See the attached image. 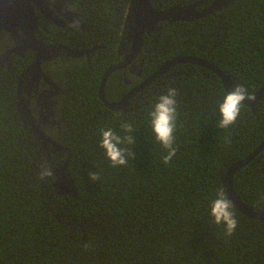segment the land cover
<instances>
[{"label":"trees","instance_id":"16d2710c","mask_svg":"<svg viewBox=\"0 0 264 264\" xmlns=\"http://www.w3.org/2000/svg\"><path fill=\"white\" fill-rule=\"evenodd\" d=\"M48 1L80 15L86 27L62 28L41 16L37 35L48 43L89 49L90 60L85 55L48 66L62 87L54 136L65 146L51 152L50 160L18 109V78L34 52L13 55L11 69L0 70V264H264L263 220L242 214L232 203L237 227L225 236L224 225L210 215L218 193L229 198L222 181L228 168L264 142V97L257 115L242 103L236 122L219 128V103L228 93L222 79L182 63L138 92L125 111H114L99 90L107 68L121 61L118 48L129 29L131 0ZM197 1L201 8L212 2L151 0L158 9ZM161 24L145 35L143 72L133 84L167 60L193 55L220 67L251 96L264 87V0H236L195 21ZM12 46L10 35L1 32L0 51ZM121 76L117 70L108 79L109 101L129 88ZM169 88L177 90V152L166 165L150 113ZM107 128L134 137V143L119 145L127 164L113 167L100 147ZM66 162L78 198L55 191L54 171ZM234 187L244 203L264 211V150L236 173Z\"/></svg>","mask_w":264,"mask_h":264},{"label":"water","instance_id":"95a60500","mask_svg":"<svg viewBox=\"0 0 264 264\" xmlns=\"http://www.w3.org/2000/svg\"><path fill=\"white\" fill-rule=\"evenodd\" d=\"M235 1L236 0H212L210 4L203 8H198L201 2L197 1L189 4H178L172 7L158 9L153 6L151 0H131L125 20L126 27L129 28V35L126 38L132 42V47L127 57H125L120 63L110 66L104 73L99 90L101 100L108 108L114 111H125L130 106L131 100L138 92L142 91L157 78L166 74L172 69V67L182 63H192L211 70L222 79L226 91H232L237 84L235 80L217 65L193 55H179L165 61L159 70L144 79L118 101L111 102L108 100L106 96V83L113 72L126 68L132 61H136L143 48L145 35L162 28V22L195 21L214 12L222 11L234 4ZM60 15H63L72 25L81 26L85 24L79 15L59 5L52 4L48 0H0V32L8 33L13 41V46L7 48L2 54H0V68L3 70L11 69L12 64L10 58L12 55L24 57L27 51L31 50L34 52L35 56L33 62L22 73L18 80V109L26 123L30 124L33 133L42 141L44 148L48 149V146L50 145L56 150H64L65 146L51 139L50 136L41 129V125L36 123L32 111L22 95V79L26 74H32L37 81L41 77L50 81L42 64L44 61H49L57 56L61 44L46 43L42 38L37 36V32L41 16L54 22L58 26H65L66 21L62 18L63 16L60 17ZM124 38L125 36L123 37V40ZM123 40L119 45V54L122 53L124 44ZM84 52L87 54L90 53L89 50H85ZM78 55L79 54H77V56ZM50 82L52 83V81ZM252 97L254 98L245 99L242 103L250 106L257 115L258 111L256 106L258 101L264 97V87L252 95ZM262 150H264V142H262L248 157L234 162L228 168L222 181L231 202L242 214L252 219L264 221V211H258L249 207L240 199L234 187L236 173L250 164ZM48 153V159L50 160L51 153L49 151ZM67 167L68 163L66 162L55 169V191L59 195H69L78 198L79 191L76 181L71 172L67 170ZM48 171L49 166L47 164L44 168V172Z\"/></svg>","mask_w":264,"mask_h":264},{"label":"clouds","instance_id":"9594fccd","mask_svg":"<svg viewBox=\"0 0 264 264\" xmlns=\"http://www.w3.org/2000/svg\"><path fill=\"white\" fill-rule=\"evenodd\" d=\"M176 96L177 90L169 88L166 94L159 97L150 113L151 131L154 133V138L166 150V155L162 157L163 163L166 165L172 161L177 152V148L174 146L177 120ZM253 98L243 84H236L233 90L228 92L219 103L220 119L217 126L227 129L233 125L240 115L242 102L245 99ZM122 127L126 132H132V126L128 123H124ZM124 140L130 144L134 143L132 135L122 138L114 133L111 128L101 131L100 147L104 150L113 167L128 163L124 151L119 147ZM47 174V172L43 173V175ZM92 178L96 179V175L93 174ZM231 209L232 202L222 191L218 193L217 198L212 201L210 207V215L213 217L214 222L224 225L225 236H231L237 227V220Z\"/></svg>","mask_w":264,"mask_h":264},{"label":"flooded vegetation","instance_id":"af4514ba","mask_svg":"<svg viewBox=\"0 0 264 264\" xmlns=\"http://www.w3.org/2000/svg\"><path fill=\"white\" fill-rule=\"evenodd\" d=\"M200 6H201V4L198 6V8H201ZM62 16L60 15V17H62ZM79 17H80V15H79ZM62 18L66 21V25L62 26V28L66 27V26H69V25H72L70 22L67 21L66 18H64V16ZM82 21H84V20L82 19ZM72 26H75V25H72ZM78 27L85 28L86 27V23L84 25H81V26H78ZM128 35H129V29L126 30L125 34L123 35V37L125 36L124 40H123V37H122V40H123L124 44H123L122 53L119 54V56L121 57V61L125 57H127V55L130 52V49L132 47V42L128 38H126ZM38 37L42 38L44 40L43 37H41V36H38ZM46 43H48V42H46ZM50 44H57V43L50 42ZM60 44H61V46H59V52L57 53V56L54 57L53 59L49 60V61H44L43 64H42L45 73L49 77L50 81H52V83L49 80H47L46 78H43V77H41L37 81L36 78L32 76V74H26L24 76V78L22 79V95H23L24 99L27 101L28 106L31 109L32 114H33V116H34V118L36 120V123L41 125V129L44 132H46L48 134V136H50L51 139H53L54 141H57L58 143L62 144L60 142V138H58L57 136L56 137L54 136L55 135L54 131L57 128V126H59V120L57 119V114H58L57 113L58 112L57 105H58V97L60 95L62 87H61V83H59V81L56 79V77L54 76L52 71H50L48 69V66L52 62H59V61H62V62H67L68 61L69 62V61H72V60H75V59H79V58H81V57H83L85 55L90 60V53L87 54L86 52H84L85 50H89V49H84V48H81L79 46H71V45L63 44V43H60ZM62 45H64V46H62ZM3 52L4 51H0V54H2ZM77 54H79V55L77 56ZM34 56H35V54H34ZM10 61H11V58H10ZM143 66H144L143 65V58L139 55L138 58L136 59V61H132L130 64H128V66L126 68L120 69V70H122V76H121L122 77V81L120 83L121 84L123 83V84L129 86V88L127 89L126 93H124L122 95V97L124 95H126L128 92H130L135 86H137V85L133 84V77L142 76V72H143L142 68H143ZM0 70H3V69L0 68ZM18 80H19V78H18ZM107 82H108V80H107ZM120 99H118V100H120ZM132 100H131V102H132ZM111 102H114V101H111ZM131 102H130V104H131ZM47 150L50 153L51 152L52 153H57V152L63 151V150H56L55 148H53L50 145L48 146Z\"/></svg>","mask_w":264,"mask_h":264},{"label":"rangeland","instance_id":"374dc122","mask_svg":"<svg viewBox=\"0 0 264 264\" xmlns=\"http://www.w3.org/2000/svg\"><path fill=\"white\" fill-rule=\"evenodd\" d=\"M115 83H116V81L114 80V81H113V85H115Z\"/></svg>","mask_w":264,"mask_h":264}]
</instances>
